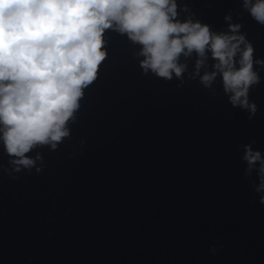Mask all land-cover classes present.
<instances>
[{"label":"water","instance_id":"95a60500","mask_svg":"<svg viewBox=\"0 0 264 264\" xmlns=\"http://www.w3.org/2000/svg\"><path fill=\"white\" fill-rule=\"evenodd\" d=\"M189 18L214 32L241 24L264 59V25L243 0H178L177 19ZM105 39L68 137L34 147L31 168L0 141V264H264L262 194L243 159L248 144L264 153V66L254 64L252 115L231 104L222 75L202 83L210 50L199 74L193 52L165 79L144 72L126 34Z\"/></svg>","mask_w":264,"mask_h":264},{"label":"clouds","instance_id":"9594fccd","mask_svg":"<svg viewBox=\"0 0 264 264\" xmlns=\"http://www.w3.org/2000/svg\"><path fill=\"white\" fill-rule=\"evenodd\" d=\"M243 6L264 25V0H243ZM177 17L178 0H0V141L12 163L31 168L35 160L26 154L34 147L55 149L70 135L68 123L109 55L108 30L141 45L144 72L165 79L180 77L186 68L181 55L193 52L200 57L199 74L210 50L215 71L205 73L202 83L211 86L222 75L231 104L254 115L257 105L248 94L261 79L254 64L264 66V59L254 60L242 25L214 32L199 20ZM243 159L248 173L257 172L255 191L264 204V153L248 144Z\"/></svg>","mask_w":264,"mask_h":264}]
</instances>
